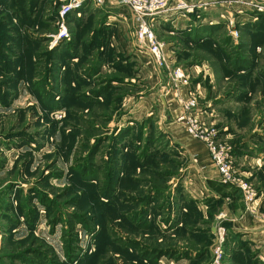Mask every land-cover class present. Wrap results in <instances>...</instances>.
I'll use <instances>...</instances> for the list:
<instances>
[{
    "label": "rangeland",
    "instance_id": "374dc122",
    "mask_svg": "<svg viewBox=\"0 0 264 264\" xmlns=\"http://www.w3.org/2000/svg\"><path fill=\"white\" fill-rule=\"evenodd\" d=\"M46 2V7L40 5L39 12L31 14L34 21L0 6V59L9 64V71L4 65L0 68V264H176L173 259L191 257L176 253L173 247L210 242L201 233H206L212 218L181 224L169 214L167 205L175 187L182 184L186 156L170 145L157 126L165 110L158 96L150 99L155 94L148 81L152 77L147 69L141 74L146 59L128 56L140 63L127 64L130 77L139 72V82L112 80L126 67L122 60L126 57L113 52L107 67L90 74L88 64H95L107 50L106 16L87 20V30L81 23L84 13L77 14V23L68 25L70 38L58 37L56 21L62 2ZM254 10L256 18L250 23H257L255 19L260 20L264 12ZM178 16H159L154 28L158 38L168 43L170 63L188 74L198 95V117L216 129L220 143L230 147L236 170L237 146L253 156L256 153L251 150L264 151V44L258 43L259 38L241 39L247 22L236 23L237 38L229 32L227 20L207 25L217 31L202 41L197 36L207 33L199 24L191 29L188 21L180 20L179 29L171 33V22ZM225 34L233 45L248 42L249 48L244 45L239 53L248 64L246 69H252L251 76L229 74L231 69L224 63L229 59L224 56L243 60L236 58L237 50L220 51V37ZM73 42L79 55L70 60L61 52ZM56 56L65 65L61 66L63 78L71 70L58 84L61 90L74 88L90 101L81 97L82 102L71 104L73 93L57 94ZM246 69L240 75L247 74ZM110 85L108 102L104 96H94L96 89ZM53 96L55 101L65 98L55 109L47 106L48 97ZM134 104L148 110H134ZM151 133L154 140L147 148ZM259 162L264 165V159ZM236 175L251 186L253 206L259 211V184L240 172ZM149 196H160L152 201L154 208L152 202L146 203ZM224 243L218 264L226 258ZM254 255L259 258L258 253ZM202 258H191L188 264H215L213 250Z\"/></svg>",
    "mask_w": 264,
    "mask_h": 264
},
{
    "label": "crops",
    "instance_id": "0c3cea01",
    "mask_svg": "<svg viewBox=\"0 0 264 264\" xmlns=\"http://www.w3.org/2000/svg\"><path fill=\"white\" fill-rule=\"evenodd\" d=\"M45 1L46 0H40L37 7ZM58 1L61 2L60 0ZM254 1L261 2L264 0ZM49 7L51 8V6ZM81 8L79 12L84 13L81 23L87 30L89 29V22L87 20L94 19L95 15L106 16L104 25L107 27L108 37L102 36L107 42L108 48H115V55H123L126 57L122 59L125 66H128L127 64H140L139 61L138 63L130 61L128 56L134 59H137V57H144L146 59V65L143 66V69L141 68V74L147 69L150 74L148 76L152 77L148 81L151 82L150 86L152 90L154 89L155 94L150 97V99L154 100V96H158V99L163 105V110H165L164 115L161 117L159 116L157 126H159L161 132L167 137L170 145L172 147L176 146L181 152H184L183 154L186 156V162L181 168L183 170L181 176L182 184L177 185V188L174 185L176 189L174 191V193L176 192L175 196L172 198L169 205H167L171 207L168 209L169 214L177 216L181 224H183L182 221L184 220H189L190 222L199 221L198 223H200L202 221L207 222L208 218H212L210 224L207 225V231H205L208 235H205L206 233L204 232L201 233L199 230H193L196 233L203 234L204 239L209 238L210 242L207 241V243L202 244L204 241H201L193 247H173L176 253L188 254L191 255V257L172 259L176 264H188L192 261L191 258H202L203 256L207 257L211 255L216 236V227L214 223L218 214L221 212L224 214L222 224L225 227L224 236L225 240H227L230 255H225L226 258L223 260L222 264H238V257H240V260L245 258V264H247L248 255L253 253H258L259 259L264 262V219L262 217L264 213V165L260 166L259 162V160L264 159V151L251 150L256 153L255 156H253L247 151H240L241 148L243 149V146H237L236 148L237 160H239L236 171L240 172V175L244 176L246 179L258 183L262 190L258 200V204L260 205V207L258 206L259 211L251 213L246 210L240 189L236 185L223 184L220 181V174L217 168L211 163L210 154L206 145L202 141L194 138L188 133L185 126L176 120V116L181 112V109L177 107L173 92L169 86L171 73L168 68H170L173 63H170L168 60V68H160L157 66L148 50L136 45L135 21L130 9L121 5L119 0H108L102 7L87 2L84 3ZM238 9L237 4L233 6L228 5L226 0H217L216 4L202 8L198 13L189 14L186 18L178 19L177 17L176 19L179 21H174L176 19L172 20L171 23L173 25H170L172 27V31L170 32L175 33V31L179 29L178 22H180V20L188 21V26L192 29L197 24L202 26V28L209 27L207 25L214 23V20L226 23L227 19L222 18V15L235 18L240 23H250V21L256 18L253 7L245 6L242 12H239ZM37 12H39V10H36V13ZM171 16L172 14L165 13L160 15L158 19H165L166 17L171 18ZM255 20L259 21L257 19ZM180 25L184 27L186 23H180ZM155 31L157 34V30ZM92 34H95L94 30L90 29L89 36H92ZM166 44L168 45V43ZM172 62L174 61L172 60ZM106 63L108 62H104L102 68L107 67ZM173 65L175 66V64ZM138 73L136 72L135 77H130L125 74L126 81L139 82V80H136V77H139ZM181 90L185 93L186 89L182 87ZM137 108H141L143 112L145 111L144 109L148 110L146 107H141V104L139 107L134 104V110H137ZM131 111L130 109L129 112ZM150 113L151 112L148 111L146 115ZM243 142H245V140ZM194 156H197L196 162L193 159ZM190 179H192L191 182ZM170 253L172 254L174 252H169V254ZM203 259L205 258H202V260Z\"/></svg>",
    "mask_w": 264,
    "mask_h": 264
},
{
    "label": "built area",
    "instance_id": "2783aa9c",
    "mask_svg": "<svg viewBox=\"0 0 264 264\" xmlns=\"http://www.w3.org/2000/svg\"><path fill=\"white\" fill-rule=\"evenodd\" d=\"M62 6L58 12L56 24L59 27L58 37L70 38V31L67 24V15L80 9L84 3L91 2L98 7H102L108 0H60ZM228 5L237 4L239 12L243 7H253L254 9H264V1L256 2L254 0H226ZM217 0H119V3L133 14L135 21L136 45L146 49L154 58L158 67L168 68L167 47L164 41H161L155 31L154 22L160 15L165 13L178 14L186 18L189 14L198 13L200 9L210 7L216 4ZM80 11V10H79ZM77 14H81L80 12ZM178 16V17H179ZM226 15H222V18ZM229 21V22H228ZM227 28L234 38L239 36L235 25L238 22L235 18L228 17ZM169 69V68H168ZM170 89L173 92L175 103L181 109L176 116V120L181 122L188 133L194 138L202 141L210 154L211 163L217 168L220 174V181L223 184H235L240 189L246 209L251 213H256L257 209L253 206V191L247 181L236 175L234 162L231 158L230 147L220 143L217 139V131L205 119L198 117L200 115L199 100L197 92L191 87L189 77L181 66H174L169 70ZM185 87V93L182 92ZM197 156H194L196 162ZM192 179H190V182ZM264 219V214H262ZM223 213L217 216L216 236L213 244L214 263L218 264L223 253V243L225 240V227L222 224Z\"/></svg>",
    "mask_w": 264,
    "mask_h": 264
},
{
    "label": "trees",
    "instance_id": "16d2710c",
    "mask_svg": "<svg viewBox=\"0 0 264 264\" xmlns=\"http://www.w3.org/2000/svg\"><path fill=\"white\" fill-rule=\"evenodd\" d=\"M48 1H50V0H48ZM39 3H40V0H0V6H4L6 8H10L9 10H12L13 13H22L23 16L24 17L27 16L26 19H30V21H34L32 19L31 14L32 13H36V10L39 8V7H37ZM41 5L46 7L47 6V2L46 3H42ZM81 9L82 8L78 9L77 11L74 10V11L70 12L67 15V22H68L69 26H70L71 23H73V21L76 22L78 20L77 12L79 10H81ZM9 10H8V16H11L12 13H9ZM261 17H262V20H261ZM257 23L256 22L255 23H248L246 26H244V30H243L241 39H243V37H252V38H255V39L259 38L260 41L258 43L264 44V41H263L264 40V12L260 14V20L257 21ZM199 27H202V26H199ZM202 31L207 33V34H203V35L197 36V37H200V38H198L196 40L202 41V39H205L206 38L205 36H207V35L209 36V35L213 34L212 36H214L216 34L217 29H214L213 27H208V28L204 27L202 29ZM197 37H193V38H197ZM260 37H261V39H260ZM220 38H221L220 41H221V48H222V49H220V51L223 50V52L225 54V49L226 48H228V49L230 48V50L232 52H234V50L235 51L237 50L238 54L237 53L236 54H237L238 57H236V58H240L241 60H243V61L239 62V59L234 60L233 57L230 59V58H227L226 55H225L223 59H229V61L224 62L225 65L228 66L231 69L229 74L233 75V76L238 75V76H242V77H244L246 75L251 76L252 69H249V70L246 69V68H248L247 67L248 64L246 63L245 59L241 58L242 53H239V52H241V50L243 48L242 46L246 45L244 49L249 48L248 47V42H245V41L241 40V43H239L238 45H233L230 37L227 36L226 34L224 36H221ZM0 39H1V33H0ZM66 43H68V42H66ZM206 43H207V41H206ZM206 43L205 44L202 43L201 46H206ZM254 45L257 46L259 44H254ZM210 46H211V44H210ZM76 49L77 48L75 47L74 42H73V43H70L69 47H65V49L61 53L63 55H65L64 57H67L68 59L72 60L73 58H75V57H77L79 55V51H76ZM107 50L105 48V50L100 53L99 57L96 60L97 62L95 64H92V63L88 64L86 70L87 71H91L92 73H90V74L97 73L101 69V66L104 64V62H106L107 60L110 61V60L114 59L115 56L113 54H114V51H116L115 48H113V47H109L108 48L107 47ZM64 52H65V54H64ZM112 52H113V54H112ZM54 57H55V55H54ZM106 57H109V58L106 59ZM55 59L57 60V56H56ZM2 65H4V69L6 71H9V67H8L9 64L5 63V61L0 59V68H1ZM55 66L57 67L56 73L54 75V79L56 81V89H58L57 90V94L64 95V94H67L68 91L70 92V94L73 93V95L71 96V98H72L71 104H76V103L78 104V101L82 102L83 101L82 98H84L86 100L89 99V98L85 97V95L80 96L79 94H77V92L74 91V90H76L74 88H72V90L66 89L67 91L61 90V89H63V87H62V85H58V84H60L61 81H64L66 79V77L68 76V73L71 70L68 69V71H65L66 74H65V77L63 78L62 67H64L65 65L61 64L60 60L59 61L57 60V62L55 63ZM123 68L124 69L122 71H120L119 74L112 75V77H113L112 80H116V81H121V82L127 83L124 75L126 74V75L130 76V74H131L130 73V68L128 66H126V67L123 66ZM242 69H246V71L248 73L247 74L246 73H242V75H240L241 73H239V71L242 70ZM14 71L17 74H21V72L18 71L17 68L14 69ZM122 72H124V74ZM19 77H21V76L19 75ZM112 80H110V81H112ZM45 82H46L45 79H43L42 85ZM112 88H113V85H110L109 88L107 87L105 89H96L94 91V93H95L94 96L97 97V98H98V96H104L105 99L107 100V98H108V96H109V94L111 92L110 90H112ZM263 90H264V88H263ZM55 95H56V93H55ZM42 98L44 100V97H42ZM55 98H56V96H55ZM55 98H54V96L53 97H48V100H49L48 101V105H47L48 108L55 109V108H57L59 106L61 101L65 100V98L61 97V100L55 101L56 100ZM76 98H77V101H76ZM87 101H90V100H87ZM107 102H108V100H107ZM92 112L95 113L96 111H92ZM127 135H129V131L127 133L122 134L120 140L122 138L126 137ZM152 135L153 134L151 133L146 138L147 140L145 141V143L147 144L146 145L147 148H150V146L153 143L154 136H152ZM159 197L160 196H158V197H150L149 196L148 199L146 200V203L150 204L152 201H154V199L159 198ZM225 251H226V256H230L229 255V249H228L227 241L225 243ZM248 257L249 258H248L247 264H264V262H262L258 257H256V255H254V253L248 255ZM238 258H239V263L238 264H241V263L245 264L246 263V259L245 258H242V260H240V257H238Z\"/></svg>",
    "mask_w": 264,
    "mask_h": 264
},
{
    "label": "water",
    "instance_id": "95a60500",
    "mask_svg": "<svg viewBox=\"0 0 264 264\" xmlns=\"http://www.w3.org/2000/svg\"><path fill=\"white\" fill-rule=\"evenodd\" d=\"M215 224V223H214Z\"/></svg>",
    "mask_w": 264,
    "mask_h": 264
}]
</instances>
